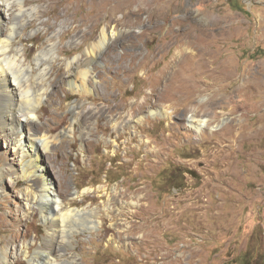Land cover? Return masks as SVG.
Segmentation results:
<instances>
[{
	"label": "rangeland",
	"instance_id": "1",
	"mask_svg": "<svg viewBox=\"0 0 264 264\" xmlns=\"http://www.w3.org/2000/svg\"><path fill=\"white\" fill-rule=\"evenodd\" d=\"M31 4L46 11L15 44L30 60L49 38L56 46L50 92L33 126L58 135L42 152L49 191L65 210L79 211L44 213L27 199L26 188L41 183L22 176L15 139L0 132L5 264H27L26 255L49 243L66 246L78 264L264 257V0ZM103 28L107 37L97 46ZM89 52L97 54L89 91L72 133L64 132L69 105L82 98L64 61ZM191 115L208 124L196 129Z\"/></svg>",
	"mask_w": 264,
	"mask_h": 264
},
{
	"label": "bare ground",
	"instance_id": "2",
	"mask_svg": "<svg viewBox=\"0 0 264 264\" xmlns=\"http://www.w3.org/2000/svg\"><path fill=\"white\" fill-rule=\"evenodd\" d=\"M31 1L0 0V132L3 136L15 139L14 145L19 155L22 176L34 175V180L41 183L37 191L30 187L26 188L27 199L38 202L44 213L54 211L56 215L69 216L79 209L65 210L63 201L55 192L49 191L52 187L50 185L52 179L47 165L42 161V152L48 150L49 143L58 135L49 134L51 126L47 128L48 131H41L39 124L33 126V121L39 119L37 108L50 92L52 83L50 71L55 58V42L49 38L33 60L27 58L28 49L15 44V37L20 29L33 21L37 22L43 11H46L40 5L31 4ZM106 37L107 32L103 28L95 44L101 46ZM96 55L89 52L84 59L74 58L64 61L67 67L65 78H68L70 88L79 92L82 97L69 105L72 118L68 126L63 129L64 132L72 133L74 122L82 112L77 110V107L85 102L83 98L89 91L87 76L91 74L90 64ZM189 121L191 126L201 130L208 124L209 119L207 117L197 119L191 115ZM195 121L197 124L194 123ZM3 173L4 170H1L0 177ZM44 182H47V189ZM73 194L76 192L74 191ZM92 223L95 224L97 221L88 223L86 227H92L94 225ZM51 234L53 241L59 236L55 228H52ZM69 240L67 243H70ZM8 258V249H0V262L5 264ZM26 258L27 264H78L74 252L72 253L66 246H56L52 243L37 247L33 253L26 255Z\"/></svg>",
	"mask_w": 264,
	"mask_h": 264
},
{
	"label": "trees",
	"instance_id": "3",
	"mask_svg": "<svg viewBox=\"0 0 264 264\" xmlns=\"http://www.w3.org/2000/svg\"><path fill=\"white\" fill-rule=\"evenodd\" d=\"M244 262L246 264H264V257L260 255L259 257L253 255H245Z\"/></svg>",
	"mask_w": 264,
	"mask_h": 264
},
{
	"label": "water",
	"instance_id": "4",
	"mask_svg": "<svg viewBox=\"0 0 264 264\" xmlns=\"http://www.w3.org/2000/svg\"><path fill=\"white\" fill-rule=\"evenodd\" d=\"M90 230H94V228L93 229L91 228Z\"/></svg>",
	"mask_w": 264,
	"mask_h": 264
}]
</instances>
